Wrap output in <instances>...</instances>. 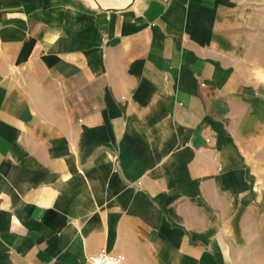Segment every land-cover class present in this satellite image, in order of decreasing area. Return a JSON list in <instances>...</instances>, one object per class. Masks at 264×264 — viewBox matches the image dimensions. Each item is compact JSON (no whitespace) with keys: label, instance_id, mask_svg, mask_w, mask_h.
I'll return each instance as SVG.
<instances>
[{"label":"crops","instance_id":"obj_1","mask_svg":"<svg viewBox=\"0 0 264 264\" xmlns=\"http://www.w3.org/2000/svg\"><path fill=\"white\" fill-rule=\"evenodd\" d=\"M115 3L0 0V264H264V0Z\"/></svg>","mask_w":264,"mask_h":264},{"label":"built area","instance_id":"obj_2","mask_svg":"<svg viewBox=\"0 0 264 264\" xmlns=\"http://www.w3.org/2000/svg\"><path fill=\"white\" fill-rule=\"evenodd\" d=\"M126 261L123 254H112L106 250L100 251L91 258L92 264H126Z\"/></svg>","mask_w":264,"mask_h":264},{"label":"rangeland","instance_id":"obj_3","mask_svg":"<svg viewBox=\"0 0 264 264\" xmlns=\"http://www.w3.org/2000/svg\"><path fill=\"white\" fill-rule=\"evenodd\" d=\"M128 4V3H127ZM125 5V4H124ZM256 43V42H255ZM252 53L255 55V58H262V56H264V49H261V48H258V49H254L253 51H252ZM262 60V59H261ZM254 67H260V69L262 68V67H264V64H258V65H255ZM259 77H260V80L261 81H264V75H259Z\"/></svg>","mask_w":264,"mask_h":264},{"label":"bare ground","instance_id":"obj_4","mask_svg":"<svg viewBox=\"0 0 264 264\" xmlns=\"http://www.w3.org/2000/svg\"><path fill=\"white\" fill-rule=\"evenodd\" d=\"M134 0H117V3H115V5H113L114 8H119L121 6H123L124 4H127V3H130V2H133ZM114 2V1H113ZM116 2V0H115ZM112 7V6H111ZM112 7V8H113Z\"/></svg>","mask_w":264,"mask_h":264}]
</instances>
